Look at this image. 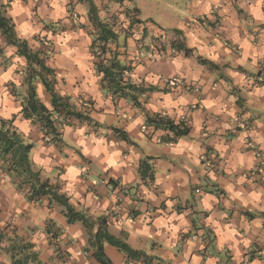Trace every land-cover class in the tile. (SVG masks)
Returning a JSON list of instances; mask_svg holds the SVG:
<instances>
[{
  "label": "clouds",
  "instance_id": "obj_1",
  "mask_svg": "<svg viewBox=\"0 0 264 264\" xmlns=\"http://www.w3.org/2000/svg\"><path fill=\"white\" fill-rule=\"evenodd\" d=\"M0 19L3 264H103L109 237L147 246L158 228L165 264H222L228 249L233 264H264V135L251 131L264 134V106L238 104L264 97V0H0ZM229 133L245 155L227 158ZM37 192L54 211L26 210ZM216 219L229 227L219 255L191 260Z\"/></svg>",
  "mask_w": 264,
  "mask_h": 264
},
{
  "label": "crops",
  "instance_id": "obj_2",
  "mask_svg": "<svg viewBox=\"0 0 264 264\" xmlns=\"http://www.w3.org/2000/svg\"><path fill=\"white\" fill-rule=\"evenodd\" d=\"M84 83H85L84 81H81L80 86H84ZM255 90L256 89L254 88L252 91L254 92ZM116 95H120V93H116ZM249 95L251 97V93ZM215 96H216V92H215V85H214L212 89H209L204 100H201V103H204L205 100H211L215 98ZM248 103H255L256 106H264V97H256L254 99L250 98L249 100L238 101V104H241V105L248 104ZM249 125H251V121H249ZM251 131L253 133H256L257 135H264V134L258 133L255 128H252ZM187 134L188 132L184 135H187ZM125 139H127V137H125ZM234 140H235V137L231 133H229L227 138L224 139V144L226 147L225 155L227 156L228 159H231V157L234 154H238L240 156L245 155V153L241 151V148L238 144L232 143L230 147L228 146L229 142L234 141ZM214 147L215 145L209 146L208 151L212 152ZM217 157H218L219 162L217 163L216 167L220 169V177H221V182H222L223 178L226 175V168L222 167V165L226 164V160H225V156L219 153H217ZM203 162L204 161H201V163ZM2 179L3 177H0V180ZM197 179L199 180L200 177L197 176ZM199 187H201L200 184H196L190 187L189 193H190L191 199L189 201H186V207H193L195 203L194 194H195L196 189ZM2 189H3V185L0 184V213H3L5 211V204H6L5 193L3 192ZM204 190L209 195L217 194V198H219V195L225 194V188L221 186V183H213L211 186L206 187ZM53 203H55L54 200L50 201L47 205H45L43 200L40 199L39 197H37L36 199L29 198L25 207H26V210L30 209V212L32 214L41 215V214H44L50 211H54L51 207ZM165 207H166V204H162L161 207L157 209V211L163 213ZM182 210L183 209H178L177 214H179L180 211ZM233 215H235V213L229 212V216H233ZM239 215H240V219L243 220L246 214L244 212H241ZM209 216H210V212L205 211L203 213L204 223H208ZM247 216L251 217V213H247ZM163 218H164L163 215H161V216L156 217L155 220H159ZM186 219H189V222L196 228H199L201 226V221L195 213L193 214L192 217H186ZM64 220H65V223L63 225V228L65 230L71 229V227L76 223V221L71 222V223L68 222L66 217H64ZM155 220L152 221L153 226H155ZM58 223H59L58 220L53 221L52 225H56ZM228 230H229L228 224L226 223L221 224V222L218 219H216L215 222L211 223L205 230L204 248L200 250L199 252L196 249H192L190 252H188V248L185 246L184 251L188 252V257L193 261H196L198 255L204 256L205 260H210L212 259V255H206V254L211 253L213 255H219V252L217 251L215 245L221 242L222 234L226 233ZM16 231L19 232V228H17ZM45 231L48 234H51L52 226H48L45 229ZM166 231L167 229L161 230L158 228L155 233L157 239L149 240L147 246H144L143 239H124L131 248L144 252L148 256L147 260H145L143 257L139 259H130L124 252L118 250L115 246H112L107 243H104L103 245L104 255L106 259L108 260L109 264H165L164 257L168 250L165 249L164 244L161 242L160 238L162 236V233ZM34 234L35 233L33 229L31 227H28L25 235L27 236V235H34ZM62 234L63 232L59 231L56 233V236L58 237L59 235H62ZM189 238H190L189 234L185 233L181 239L185 242V245H187V240ZM18 239L22 240L23 237L18 236ZM26 245L29 248L34 247V244L31 242H29ZM33 254H35L37 258L38 254L35 252ZM233 255H235V253H232L231 249H228L226 255L223 257L222 264H233V260H232ZM254 258H255V253H253V256L250 257V259H254ZM94 259L98 260L95 257ZM0 264H3L2 260H0ZM86 264H89V262H86ZM167 264H171V261H168ZM181 264H183V261H181Z\"/></svg>",
  "mask_w": 264,
  "mask_h": 264
},
{
  "label": "trees",
  "instance_id": "obj_3",
  "mask_svg": "<svg viewBox=\"0 0 264 264\" xmlns=\"http://www.w3.org/2000/svg\"><path fill=\"white\" fill-rule=\"evenodd\" d=\"M7 23H8L7 21L0 19V27H7ZM109 74L111 75V73H109ZM112 79H115L114 75H112ZM117 93H119V91H117ZM57 105L60 106L59 100L57 101ZM63 106L65 108H67V105H63ZM186 133H187V131L181 133V135H184ZM11 147H13L11 141L8 140V138L5 136H0V150L7 152L8 149ZM33 195L35 198H31V199H36L37 197L42 196L43 193L37 192V193H34ZM67 221L70 223L75 222V221H77V217L74 215L71 218H67ZM107 244L115 246L118 250L124 252L128 256V258H130V259H139L141 257H143L145 260L148 259V256L144 252L131 248L125 240H117L114 237H109ZM103 245L104 244L99 245L97 247L95 258H97L100 261H103L104 264H109L108 260L106 259L105 255H104V252H103V247H104ZM24 247H25V250L29 248L27 245H25ZM29 259L35 260L36 259L35 254L32 253L31 256L29 257Z\"/></svg>",
  "mask_w": 264,
  "mask_h": 264
}]
</instances>
